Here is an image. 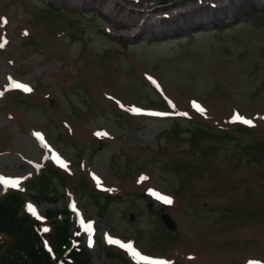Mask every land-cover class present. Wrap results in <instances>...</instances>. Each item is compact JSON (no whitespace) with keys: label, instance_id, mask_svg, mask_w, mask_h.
I'll list each match as a JSON object with an SVG mask.
<instances>
[{"label":"rangeland","instance_id":"1","mask_svg":"<svg viewBox=\"0 0 264 264\" xmlns=\"http://www.w3.org/2000/svg\"><path fill=\"white\" fill-rule=\"evenodd\" d=\"M115 1L162 21L205 4ZM210 3L224 22L127 38L117 10L0 0V177L19 182L0 199L38 219L74 201L95 264H264V0Z\"/></svg>","mask_w":264,"mask_h":264},{"label":"trees","instance_id":"2","mask_svg":"<svg viewBox=\"0 0 264 264\" xmlns=\"http://www.w3.org/2000/svg\"><path fill=\"white\" fill-rule=\"evenodd\" d=\"M46 216L53 226L51 242L57 251L63 252L62 247L69 244L70 213L64 207L48 209ZM39 227V222L26 211L19 193L10 192L0 199V233L8 237L0 243V264H54L44 249ZM67 252V264H94L86 248Z\"/></svg>","mask_w":264,"mask_h":264},{"label":"bare ground","instance_id":"3","mask_svg":"<svg viewBox=\"0 0 264 264\" xmlns=\"http://www.w3.org/2000/svg\"><path fill=\"white\" fill-rule=\"evenodd\" d=\"M209 0H205L203 3L200 4L199 7H193L191 9H187L184 12L182 11H177V12H172V15L170 16H164L166 17V21H162L160 18L156 17L158 15L156 14H151L149 11L146 9L142 11L137 10V9H132L129 8L128 6L119 5V2H116L115 0H93V3H90L91 0H61L66 5H75L81 8L87 7V8H99L102 9L105 7V12L111 16H115L114 12L117 10L119 20L117 21V26L119 27V30H127L130 26L136 27L138 29V32L135 35H132L126 31L122 32V36H125L127 38H136L139 36H142L143 34L147 33L146 31V24L150 23V19H156L154 23H163V29L161 31H156L153 32L154 35L157 33L165 34L168 32H181L185 29H189L193 24H198L199 22H211L213 24H220L221 22H224L227 17L223 15H206L203 14L205 12L211 11L210 9H213L212 3L208 4ZM141 2V0H139ZM126 5H129L128 3ZM119 8V9H118ZM173 11V10H171ZM217 11V10H216ZM215 11V12H216ZM111 12V13H110ZM155 13H158L156 11ZM238 12L236 13L238 15ZM155 15V16H154ZM170 17L172 18L170 20ZM173 25L172 29H166V25L168 24Z\"/></svg>","mask_w":264,"mask_h":264},{"label":"snow or ice","instance_id":"4","mask_svg":"<svg viewBox=\"0 0 264 264\" xmlns=\"http://www.w3.org/2000/svg\"><path fill=\"white\" fill-rule=\"evenodd\" d=\"M0 46H2V45H0ZM12 87H14V88H23L25 91H31V89L27 86V85H22V84H18V83H13L12 85H11ZM0 95H2V93H0ZM196 108H197V110L198 111H203V109H201L200 107H199V105H194ZM156 115H162V114H159V113H157ZM180 115H187L186 113H181ZM234 120H241L243 123H246V124H249V125H251V121H249V120H244L242 117H240L239 115H237L236 117H234ZM98 135H100V134H98ZM103 135H106V133H104ZM37 136L39 137V134H37ZM40 139H43L42 137H39ZM57 161H58V163H60L61 164V166L62 167H64V166H66V165H64V163H63V161H60L59 160V158H57ZM0 183H3L4 185H9V184H11V186H13V187H15V186H17V184L19 183L18 181H8V180H5L4 178H2V177H0ZM157 195V197L159 198V199H163L164 200V202L165 203H168V204H171L172 203V201H171V199H168V198H163V197H159V195L158 194H156ZM28 210L29 211H31L34 215L36 214L35 213V209L31 206V205H29L28 206ZM91 226L89 225V228H90ZM43 231H45V232H47L48 231V229L47 228H44L43 229ZM110 244H119L120 242L119 241H116V240H112V239H109V241H108ZM121 247H127L129 250H131V245L129 244V245H123V244H121L120 245ZM135 254V253H134ZM136 255H138V254H136ZM142 259H147L146 257H142ZM150 264H162V262H150ZM250 264H257V262H250Z\"/></svg>","mask_w":264,"mask_h":264}]
</instances>
